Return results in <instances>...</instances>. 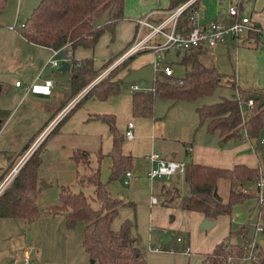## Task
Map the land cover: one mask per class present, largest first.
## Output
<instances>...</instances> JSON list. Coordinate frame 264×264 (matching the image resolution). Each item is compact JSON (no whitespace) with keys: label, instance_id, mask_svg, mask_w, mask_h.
I'll use <instances>...</instances> for the list:
<instances>
[{"label":"trees","instance_id":"obj_1","mask_svg":"<svg viewBox=\"0 0 264 264\" xmlns=\"http://www.w3.org/2000/svg\"><path fill=\"white\" fill-rule=\"evenodd\" d=\"M185 1L169 0L168 7H175ZM197 1L195 0L191 5L190 12L194 10ZM5 2L6 0H0V10L4 8ZM237 7L238 10L241 9V2L237 4ZM123 12L124 0H39L26 17L24 25L20 26L19 33L32 43L53 49L68 47L72 51L77 46L93 47L106 30L111 33L113 39L114 27L123 18ZM102 14L105 15L100 20ZM183 18L185 17L180 20ZM254 26L259 27L257 23H254ZM249 34L258 37L262 34L261 28L251 30ZM199 52L198 48L184 50V54L178 61L179 64L187 68L182 76L181 84L175 82V76L158 75L152 82L151 90L133 91L131 96L132 115L157 119L155 116V99L157 97L175 103L212 93L220 84L219 72L214 66L201 63L198 59ZM133 57L134 55H131L127 57L126 61L116 64L105 77L92 84L57 121L54 129L87 97L95 95L100 99H105L111 94L118 93L119 84L122 81L121 78H113ZM69 62L71 70L69 98L88 85L106 64L104 62L100 68H94L91 57L77 60L70 56ZM229 85L235 87L241 98L245 100L250 93L261 94L241 89L234 81ZM196 111L198 122L206 124L208 133L217 132L220 142L228 138L256 140L264 122V103L258 106L257 101L254 100L253 113L242 118L239 99L236 95L199 105ZM91 117L101 119L106 123L112 136V147L107 154L111 159L107 181H112L131 168L133 158L130 154L122 152L125 138L116 127L112 114L99 113L93 114ZM46 138L24 161L7 186L0 192V217L22 218L27 224L39 217L41 209L36 202V195L39 191L36 170ZM102 157L100 151L92 154L80 148L73 149L70 158L75 165V182L82 187L90 186L92 190L90 194H85L82 190L73 191L67 185H61L59 203L46 206L45 211L50 214L61 213L66 228L73 227L76 222L82 223L81 246L96 264H144L140 237L132 230L134 222L126 218L118 228L114 229L111 226L118 207L132 204V202L123 201L122 198L110 194L106 187L107 181L100 179ZM261 165H264V149L260 155L259 165L256 167H250L243 163L227 168L193 161L186 162L181 176L187 184L188 192L180 196H178L179 193L177 194L179 207L188 211H199L210 220H215L219 215H230L234 207L245 199L257 198L259 187L256 186V183L261 177H264L260 169ZM221 179L227 181L228 189L225 196L218 192V183ZM257 210L261 215L262 229L260 233L261 238L264 239V199L258 203ZM247 229L248 225L242 224L238 230L229 231L215 244L211 252L205 254V258L199 264H227L228 258L243 256L245 252L243 244L248 240ZM233 232L242 235L243 244L228 243V237ZM256 249L257 252L251 259V264H264V250Z\"/></svg>","mask_w":264,"mask_h":264},{"label":"crops","instance_id":"obj_2","mask_svg":"<svg viewBox=\"0 0 264 264\" xmlns=\"http://www.w3.org/2000/svg\"><path fill=\"white\" fill-rule=\"evenodd\" d=\"M239 2L241 1H236L233 4L237 6ZM32 8L23 16L18 15L17 18L23 19L22 23H24ZM241 10L242 8L238 10L239 14ZM226 14L225 10L223 11V15L221 14L215 18H224ZM248 16H250L251 21L257 23L261 30L264 31V7L260 12H255L254 16L251 14ZM17 22L16 20L13 24H9L0 21V154L5 157L6 163L10 162L9 157L12 153H17L26 144H30L36 135L39 134L41 128L51 119L59 117L70 101L69 80L71 70H58L57 68L55 71L52 70L53 66L46 64L48 58L51 56V48L26 40L19 33L21 23ZM115 26L113 39L111 38V33L106 30L102 34L104 38L102 40L98 38L100 41H97L93 47L77 46L72 51L68 47H64V50H68L67 60L69 61L70 56L77 60L91 57L93 59V67L98 69L107 60L115 58L119 53L121 54L133 38L135 19L128 21V24L122 26L120 29H117V25ZM259 36H261V40H256L257 43L264 41L263 33ZM116 37L118 39L113 43L112 41H115ZM102 44L103 48L98 52L97 46L100 47ZM218 46L219 44L212 48L216 49ZM207 50H200L198 59L200 54ZM170 51L172 53L171 58L165 60L172 66L174 74L182 77L184 73H177L172 63L179 64L178 61L184 54V51L178 52L169 49L165 52V58ZM152 59L153 54L150 62ZM199 61L203 63L200 59ZM143 64H146V62L133 57L122 68L119 76L116 75L113 79L121 78L130 68H137ZM207 66H214L216 68L214 63ZM44 79H50V84H44ZM16 80H19L18 85L15 84ZM239 81L234 79L235 84L239 88L264 94V81H261V79L244 83ZM240 83L242 84L240 85ZM133 91L130 88V84H128V86H119L118 93L111 94L105 99H100L95 95L87 97L56 129L53 127L48 132L45 136L47 138L41 153H47L49 142L51 141H54V144H58L57 149L65 151L69 155V158L72 150L76 148L86 150L92 154L100 151L103 155L100 162V179L107 181L111 164V159L107 154L112 147V136L108 131L106 123L101 119L92 118L91 116L99 113L112 114L116 127L122 133L128 121H131L133 136L130 139H126L122 145V152L130 154L133 158L132 166L129 169L131 177L127 183H124V171L116 179L107 181L106 187L112 196L122 198L123 201L132 202V204L121 206L131 207L134 213L138 205L143 204L147 206L149 208V239L151 242L153 240L152 244H159L160 242L163 244L164 239L161 241L162 237L165 238L167 231L174 230L177 227L175 223L176 216L186 215L193 217L197 225L201 224L205 216L199 211L191 212L180 208L178 204H174V201L178 198L177 194L179 193L180 183L183 181L180 174L174 173L169 176L152 179L147 176L148 169L151 166L148 154L156 151L165 158H173L185 163L193 161L227 168L238 163H243L250 167H256L259 165V157L247 152V143L253 146L257 143L256 140L251 142L249 139L244 138L242 142L221 150L203 146L196 139L194 118L168 114L169 110L164 113V117L159 115L161 113L156 114L159 116L157 119L132 115L131 96ZM207 142V140L206 142L204 141V144H207ZM219 145L222 146V142ZM188 146H190V150H187ZM5 162H0V168L8 166H6ZM144 180L148 182V189L141 184V181ZM155 181L158 182L155 183ZM151 190H154L157 194L155 195ZM157 195L160 199H164L165 204L160 203L161 205L170 204L171 207L159 206V203H150V196ZM171 195L174 197L172 196L173 198H171ZM239 205L235 207L239 208ZM46 206L41 210L39 217L32 223L27 224L23 219L26 230L23 232L22 241L11 237L8 231L2 232L0 229V264H21L22 254L25 249L30 250L32 264H87L89 256L86 252H76L75 256L70 258L67 256L68 251L64 250L61 246L53 250L38 241L35 227H38L44 217L46 218L49 215L50 217H55L58 215L45 211ZM169 210H171V216L166 220L162 217V214L169 212ZM134 215L136 217L137 214L135 213ZM231 215H219L213 220L214 223L211 226L216 224L218 218L229 216V224L226 223V226L224 225L222 234L214 237L203 234V240L199 238L193 240L191 232L186 228L181 227L177 229L187 234L186 238L183 235L184 239L181 243H187L191 247L190 250H194L195 252L191 255L180 254L183 258L173 256L174 262L183 259L184 264H194L195 262L199 264L205 258V254L212 251L217 242L227 235L229 231H233L230 226ZM6 219L11 218L0 217V225L4 224L5 228L9 224V222H6ZM153 227L157 229L153 231L154 234H152ZM223 234L225 235L223 236ZM233 235L234 233L231 235L232 239ZM170 236V241L163 244V246H167L172 242V235L170 234ZM207 241L208 243L205 245L204 242ZM233 241L236 242L235 240ZM170 255L175 254L148 250L144 252L143 257L146 259V264H164L167 258H171ZM170 262L173 261L171 260ZM90 263L94 264L95 262ZM248 264L250 263L248 262Z\"/></svg>","mask_w":264,"mask_h":264},{"label":"rangeland","instance_id":"obj_3","mask_svg":"<svg viewBox=\"0 0 264 264\" xmlns=\"http://www.w3.org/2000/svg\"><path fill=\"white\" fill-rule=\"evenodd\" d=\"M236 1H241V12L240 15H252L254 16L255 12H260L263 10L264 7V0H199L197 1V5L195 6V9L198 10V16L201 18L206 19H213L216 16L223 15V11L228 9V6ZM39 0H6L4 8L1 10L0 13V21L13 24L18 21L17 23H22L23 19H18L17 16L21 15L23 16L28 12L30 8L35 6ZM169 0H124V12H123V18L119 20L116 25L117 29H120L122 26H125L128 24V21H131L132 19H136L140 16H143L146 12H148L150 9H160V10H166L170 7H168ZM168 5V6H167ZM172 8V7H171ZM158 14H162L161 12ZM105 14H102L100 17V20L104 17ZM250 17V16H248ZM24 18V17H23ZM14 20V21H13ZM253 22V21H252ZM254 23V22H253ZM116 27V26H115ZM105 32V31H104ZM103 32V33H104ZM102 33V34H103ZM101 34V35H102ZM99 37L100 40L104 38V35ZM252 38H256V40H261V36L255 37L253 35H250ZM98 39V41H100ZM118 37H116L115 41L112 42L115 43ZM103 48V44L98 47L97 51L100 52V49ZM209 48L207 51H204L200 54L199 59L205 64V65H212L214 63L216 65V69L219 72V82L220 84L213 90L212 93L208 95L200 96L196 99L192 100H180L176 101L175 103H172L168 99H162L160 97H157L155 99V116L159 117L158 113H161V117H164V113L168 111V114H173L175 116H181L182 117H191L195 119V128H196V139L203 144V146L212 147V148H218L219 150L228 148L230 146H233L237 143L242 142L243 138H228L225 141L222 142V146L219 145L220 139L217 135V132L208 133L206 130V124L205 123H199L198 114L196 112V107L202 104H208L215 101L220 100L222 97H230L232 95H237V90L235 87L230 86V82L234 81L236 79L242 83L244 82H251L258 79H261V81H264V49L259 47H255L252 45L245 44H238L236 45L235 42L230 38L227 37L225 43H219V46L216 49ZM151 50H146L139 52L134 55V57L139 58L141 61L149 63L152 57ZM171 51L167 54L166 59L171 58ZM120 56V53L115 56V58L111 59L110 61L106 62V64L99 70V72L96 74V76L92 79L97 78V76L105 69L110 67L115 63L117 58ZM127 59V58H126ZM126 59H124L126 61ZM122 60V61H124ZM121 61V62H122ZM116 65V64H115ZM173 67L177 71V73H185L187 68L181 64L172 63ZM56 67H53L52 70H57ZM111 69V68H110ZM108 70V72L110 71ZM122 69H120L117 72V76H119V73ZM108 72L101 78L105 77ZM239 81V82H240ZM141 84H147L151 85L152 82H145L140 81ZM240 83V85L242 84ZM129 83H120V87L122 86H128ZM84 86L78 93L82 92L85 88ZM77 93V94H78ZM75 94V95H77ZM263 94V93H261ZM72 96L69 98L71 101L74 97ZM264 96V95H263ZM68 100V101H69ZM69 101V102H70ZM170 104V105H169ZM68 110L62 111V113L59 115L62 116V114H65ZM253 113L252 110L248 111L247 113H244L247 117L250 116ZM58 117V118H59ZM56 118L58 121L59 119ZM55 119H51L45 126H43L39 132L38 135L33 139V141L30 144H26L25 147L20 150L17 153H12L10 155V162H5V157H3L0 154V162H5L6 166L5 168H0V182L3 180V178L9 174L15 167H18L15 172H13V175L9 179L8 183L12 179V177L15 175L19 167L24 163V161L39 147V140L43 137V135L46 134V131L48 128L55 127L56 123H51ZM53 126V127H52ZM207 137H210L207 141V144H204V141ZM261 138H264V122L260 131L259 136L256 138L258 139V143L253 146L250 143L248 144L247 152L251 153L253 155H257L260 159V155L262 150L264 149V146L259 144V140ZM126 141V139H124ZM54 141L49 142V149L47 153H40V159L39 164L37 166L36 170V177L37 182L39 185L40 190L38 191L36 195V202L39 205V208L42 210L46 205L51 204H57L59 203V192L61 185H67L70 190L73 191H84L85 194H90L92 188L90 186L82 187L78 183L75 182V165L74 162L71 161L72 159L69 158V155L63 151L60 150L58 147V144H54ZM194 146V145H193ZM192 147V145H191ZM246 151V150H245ZM9 160V159H8ZM261 171L264 174V165H261ZM263 179V183L260 187L259 192L257 191V198L255 197H249L245 199L242 203H240L239 208L234 207L233 213L230 216V226L233 231H236L238 227H240V224H246L248 225V229L246 232L247 235V242L243 244L244 238L242 235L238 232H233V239L231 238V234L228 237V243L229 244H243V246L248 245L249 241H257L261 238L260 231H256V221H257V207H258V196L263 194L264 196V177H261ZM158 181H155L157 183ZM7 183V184H8ZM7 184L5 186H7ZM46 184V186H45ZM141 184L144 185L148 189V182L147 181H141ZM255 188V187H254ZM227 181L224 179H221L218 183V192L225 196L227 193ZM152 193L155 195L157 192L154 190H151ZM188 192V187L185 182H181L179 186V194L183 195ZM171 195L170 197H172ZM159 202V206L164 207H171L170 204L168 205H161L165 204L164 199H160L158 195L156 196ZM179 197L174 201V204L179 205ZM173 206V205H172ZM171 209V208H169ZM148 211L149 208L143 204H140L136 207L135 213L137 214L136 217H134L135 213L131 207L128 206H119L116 215L113 217L111 221L112 228L116 229L119 227L121 222L128 218L131 219L134 222V226L132 230L136 232L140 237V247L142 255L144 256V252L148 251V246L152 245L153 247H163V244L161 242L159 244H152L153 240L149 239L148 231H149V219H148ZM192 212V211H191ZM171 210L167 213H163L162 217H164L166 220L169 219L171 216ZM190 213V212H189ZM49 214V213H48ZM188 214V213H186ZM235 214V215H234ZM229 216H225V218L220 217L217 219V222L215 225L207 228V229H201L200 224H196L193 217L189 216H176L175 217V223L177 224L176 229L167 231V234L172 235V242L167 245V249L164 246L163 252H170L175 255H170L171 258H167L166 261H164V264H184L183 259L178 260L177 262H174V257L177 256L179 258H183L182 250H183V244L181 242H176L175 238L177 236L185 238L187 237V234L183 233L182 231H179L177 229L183 227L186 228L188 231L191 232V238L196 239L199 238L200 240H203V234H207L210 237L218 236L222 234V231L224 230V227L226 226V223L229 224ZM6 222H9L7 225V228H5V225H0V229L2 232H9L11 237L23 240V232L26 230L25 225L22 218H11L6 219ZM174 224V225H176ZM225 225V226H224ZM36 231L35 234L38 241L41 242V244L48 246L50 249H57L60 246L64 248V250L68 251V255L70 258L75 256V253H83L84 250L81 246V238H82V223L76 222V224L71 228H66L64 225V217L61 213H58L55 217H44L38 225V227H35ZM151 230V229H150ZM155 227L152 228V234L153 231H155ZM160 230V229H159ZM166 234V235H167ZM184 235V236H183ZM225 234H223L224 236ZM27 236V233H26ZM222 238V237H221ZM164 238L162 237L161 241ZM235 240L236 242H234ZM238 242V243H237ZM208 243L204 242L206 245ZM195 244V243H194ZM193 247V245H192ZM191 248V247H190ZM258 250H260L259 245H257ZM193 249V248H192ZM255 249V255L256 251ZM194 250L190 251L189 255L194 254ZM246 251L244 252L243 256L238 258H228V262H232L235 264H244L249 261H246L245 257ZM87 264L90 263V258L88 257ZM173 262H170V261ZM251 264V261L249 262ZM32 264V261L31 263ZM96 264V263H94ZM144 264H146V259L144 257ZM195 264V263H194Z\"/></svg>","mask_w":264,"mask_h":264},{"label":"built area","instance_id":"obj_4","mask_svg":"<svg viewBox=\"0 0 264 264\" xmlns=\"http://www.w3.org/2000/svg\"><path fill=\"white\" fill-rule=\"evenodd\" d=\"M195 0H186L185 2L166 10L153 9L146 12L143 16L135 19V31L132 40L128 46L123 50L120 56L117 58L115 63L108 68H105L96 79H94L87 87L77 95L65 106V109L69 110L87 91V89L101 79L102 76L108 72L110 68L115 66V64L120 63L122 60L126 59L131 55H135L139 52L151 50L153 53V59L150 62L151 79L145 82H153V80L158 76H175V82L181 84L183 79L181 76H176L172 66L165 60V52L169 49L175 51H184L189 48H198L200 50H206L215 47L219 43H225L227 37H230L236 45L249 44L255 47H264V41L257 43L255 38L249 36L251 30H259L260 27H255L251 19L246 15H240L235 4H230L227 9V14L224 18H213L206 19L198 16V10H191L190 7L193 5ZM194 7V6H193ZM162 14H158V13ZM183 20H180V18ZM189 21V22H188ZM187 23L188 27H187ZM21 23L20 26H23ZM262 31V30H261ZM264 35V31H262ZM51 56L48 58L46 64L48 66L58 67L60 60L63 58L68 59V50H64V47L53 49L51 48ZM144 81V80H140ZM140 81L130 82V88L132 90H142L147 91L152 89V84H141ZM50 79H44V84L49 85ZM15 84H19V80L15 81ZM236 97L239 99V106L241 108L242 118L247 116L244 113L252 110L254 106V100L252 98L242 99L239 92L237 91ZM64 114H62L63 116ZM60 116L58 119H60ZM56 123L55 119L51 123ZM53 127V126H52ZM52 128H48L46 134L39 140L40 144L48 132ZM125 139H130L133 136L132 122L128 121L126 128L123 131ZM256 139V143H258ZM259 144L264 146V138L259 140ZM190 150V146L187 147ZM148 159L151 161V166L148 169L147 176L149 178L169 176L174 173L183 174L185 162L181 160H176L173 158H165L161 156L158 152L152 151L148 154ZM18 167H15L9 174H7L3 180L0 182V192L8 183L9 179L16 171ZM131 177V171L125 170L124 172V183H127ZM263 183V179L260 178L256 186L260 187ZM259 192V191H258ZM264 199L263 194L258 196V203L262 202ZM160 200L156 196H150V203H159ZM260 212L257 210V221L255 229L256 231H261L262 222L260 219ZM176 241L182 242L183 237L177 236ZM182 252L185 254L190 253V246L187 243H183ZM166 247V246H165ZM257 247V241H249L248 245L244 246V251H246L245 257L246 261H251L255 256V249ZM149 250L153 251H163V247H153L148 246ZM167 249V247H166ZM31 255L30 250L25 249L22 254L21 264H30ZM227 264H235L228 262Z\"/></svg>","mask_w":264,"mask_h":264},{"label":"water","instance_id":"obj_5","mask_svg":"<svg viewBox=\"0 0 264 264\" xmlns=\"http://www.w3.org/2000/svg\"><path fill=\"white\" fill-rule=\"evenodd\" d=\"M57 69L58 70H69L70 69V62L66 58L61 59L60 64L57 67ZM150 72H151V65H150V63H146V64H143V65L137 67V68H130L127 71V73L121 77V81H122V83H130V82L140 81V80L149 81L151 79ZM248 97L252 98L253 100H256L258 106H261L264 103V96L262 94L250 93ZM208 138L209 137H207L205 139V142H206V140H208ZM254 141L255 140L252 139L251 142H254ZM213 223H214L213 220H210L208 218H204L200 224V228L201 229H207ZM170 239H171L170 234H167L163 240V244L168 243L170 241ZM257 245H259V247L264 250V239L260 238L257 242ZM90 262H94V260L92 258H90ZM195 264H198V262H195Z\"/></svg>","mask_w":264,"mask_h":264}]
</instances>
